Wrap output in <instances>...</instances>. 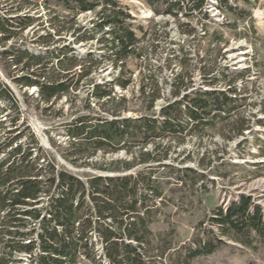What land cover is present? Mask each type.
I'll return each instance as SVG.
<instances>
[{
	"label": "trees",
	"instance_id": "16d2710c",
	"mask_svg": "<svg viewBox=\"0 0 264 264\" xmlns=\"http://www.w3.org/2000/svg\"><path fill=\"white\" fill-rule=\"evenodd\" d=\"M234 1L249 6L258 0ZM144 2L155 16L173 18L190 36L195 29L180 23V18L193 14L209 18L204 11L208 0ZM216 2L225 13L233 10L229 0ZM88 14L93 20L79 21V16ZM133 21L117 0H0L3 76L20 91L35 89V97L23 95L34 100L42 115L65 101L69 119L59 129L64 130L66 143L48 141L66 164L87 170L69 171L32 134L29 143H22L20 107L0 80V264H195L225 245L223 238L242 247H251L257 239L264 243V209L246 196L225 209L215 208L208 221L218 235L203 230L201 223L192 245L175 247L173 229L157 234L151 230L160 209L156 201L161 199L162 204L170 180L175 182L173 188H193L206 180L204 172L223 166L205 156L197 159L196 168L179 167L189 157L175 159L178 166H172L170 143L179 145L188 136L216 128L220 137L232 141L243 137L249 127L237 113L242 99L234 86L244 74L221 71L217 78L214 60L206 61L210 52L204 57L198 54L203 85L209 90L191 91L188 55L179 49L174 58L180 72L168 97L151 76L140 84L135 101L117 95L116 88L125 91L133 81L127 60H143L142 37H137ZM27 35L33 39L30 44H9ZM91 42L99 45L103 56L76 55L74 46ZM106 61L114 72L112 79L96 83L94 74ZM220 85L224 90L217 89ZM81 91L84 98L77 101ZM160 100L164 104L156 114ZM132 101L139 105L137 116L127 117L135 110L129 106ZM120 152L125 159L93 163L97 154ZM259 156L264 158V151ZM254 167L259 173L264 162Z\"/></svg>",
	"mask_w": 264,
	"mask_h": 264
},
{
	"label": "rangeland",
	"instance_id": "374dc122",
	"mask_svg": "<svg viewBox=\"0 0 264 264\" xmlns=\"http://www.w3.org/2000/svg\"><path fill=\"white\" fill-rule=\"evenodd\" d=\"M117 1L133 17V29L138 38L142 37L140 45L144 47L143 60H127L126 68L131 73L133 81L125 91L116 88L117 95L127 97L130 102L132 99L135 101L138 98L140 84L142 82L146 84L150 80L148 77L151 76L162 88L163 95L168 97L171 83L176 73L180 72L178 61L174 58L179 54V49H183L188 55V77L193 86L191 91L209 90L203 85L199 70L202 64L198 61V54L204 57L206 52L207 55L210 52L211 57L206 61L214 60L217 78H220L221 71L225 74H244L243 79L234 84L242 99L237 113L248 122L249 127L243 137L227 141L218 135L216 128L207 134L188 136L179 145L176 142L170 143L171 161L168 164L172 166H178L175 159L183 161L189 157V160L179 167L196 168L197 159L203 156L217 160L218 166L223 164L214 171L204 172L206 180L203 183L198 181L193 188L189 186L183 189L181 186L173 188L175 182L170 180V184L163 189L162 204L160 205L161 199L156 201L160 209L151 225L153 233H164L173 229L172 240L175 247L189 246L192 245V237L197 233V226L201 223L203 230H210L218 235L217 228L211 226L208 221L215 208L225 209L240 196H246L251 197L256 206L264 209V169L257 173L258 170L254 167L264 162V158L259 156L261 151H264V0L251 2L249 6H245L241 1L229 0L233 10L227 13L217 7L216 0H208L204 10L209 15L208 19H204L200 14L180 18V23H188L195 29L191 36L185 34V30L180 29L173 18L155 16L144 0ZM240 10L247 12L241 13ZM91 20H93L91 14L79 16V21L83 24ZM139 26L143 28L142 32L138 30ZM219 38L221 40H218ZM68 39L72 40L70 37ZM105 39L109 43L108 35ZM31 41H33L31 35H27L9 44L22 42L30 44ZM29 47L35 53H43L40 49ZM74 48L79 57H85L88 53H93L97 58L103 56L95 42L76 45ZM218 49L221 50V56H217ZM113 73L109 61H106L94 74L95 82H110ZM0 80L10 88L20 107L22 143L24 145L29 143V135L32 134L40 147L52 155L60 165L66 166L73 173L87 171L76 169L62 161L48 141V138H51L56 145L61 146L66 143L65 132L59 129L60 123L69 119V109L65 101H61L52 111L42 115L36 111L34 100H28L23 95L27 92V97L31 94L35 97L34 88L20 91L3 76L1 70ZM221 85L217 89L224 90ZM79 96L77 101L84 98L83 91ZM163 104L161 100L157 102L154 108L156 114ZM0 106H3L2 102ZM129 106L131 110L132 107L135 110L126 116L136 117L137 114L134 112L139 105L132 101ZM5 126L8 128L9 124ZM125 158L124 152L106 156L97 154L93 163ZM172 189L177 191L171 192ZM223 241L226 244L218 248L213 255L201 258L195 264H264V243L259 239L254 240L251 247H242L226 238H223ZM23 259L27 261L26 258Z\"/></svg>",
	"mask_w": 264,
	"mask_h": 264
}]
</instances>
